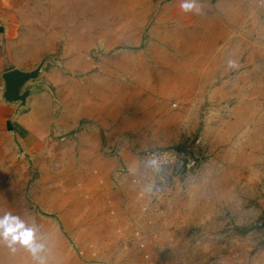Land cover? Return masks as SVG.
Wrapping results in <instances>:
<instances>
[{
  "label": "rangeland",
  "instance_id": "rangeland-1",
  "mask_svg": "<svg viewBox=\"0 0 264 264\" xmlns=\"http://www.w3.org/2000/svg\"><path fill=\"white\" fill-rule=\"evenodd\" d=\"M181 3L25 0L54 103L104 120L0 162V221L41 246L0 224V264H264V0Z\"/></svg>",
  "mask_w": 264,
  "mask_h": 264
},
{
  "label": "crops",
  "instance_id": "crops-1",
  "mask_svg": "<svg viewBox=\"0 0 264 264\" xmlns=\"http://www.w3.org/2000/svg\"><path fill=\"white\" fill-rule=\"evenodd\" d=\"M24 2L0 0V73L12 68L30 69L43 55L32 58L28 53L31 43L17 41ZM55 61L45 63L42 75L37 80L42 85L34 89L25 108L15 116L12 117L14 105L3 103L0 98V162L13 158L19 147L27 153L32 144H41V139L46 140L51 131L64 132L76 126L81 119L104 120L101 112L97 115L78 105L71 111H65L54 103L56 83L63 77L62 64L56 58ZM76 102L78 104V100Z\"/></svg>",
  "mask_w": 264,
  "mask_h": 264
},
{
  "label": "water",
  "instance_id": "water-1",
  "mask_svg": "<svg viewBox=\"0 0 264 264\" xmlns=\"http://www.w3.org/2000/svg\"><path fill=\"white\" fill-rule=\"evenodd\" d=\"M47 61L56 62L53 55L43 54L30 69L12 68L0 73V98L3 103L14 105L12 117L24 109L34 89L42 85L37 81Z\"/></svg>",
  "mask_w": 264,
  "mask_h": 264
},
{
  "label": "clouds",
  "instance_id": "clouds-1",
  "mask_svg": "<svg viewBox=\"0 0 264 264\" xmlns=\"http://www.w3.org/2000/svg\"><path fill=\"white\" fill-rule=\"evenodd\" d=\"M192 8V0H182L181 9L183 11L189 12ZM0 224L8 225L5 228L4 235L11 234L12 239L14 241H19L23 245L28 246L31 251L35 252L39 247H41L33 243V231L31 229L24 228V225L22 223L17 222L16 218H11V220L6 218L4 221H0Z\"/></svg>",
  "mask_w": 264,
  "mask_h": 264
},
{
  "label": "built area",
  "instance_id": "built-area-1",
  "mask_svg": "<svg viewBox=\"0 0 264 264\" xmlns=\"http://www.w3.org/2000/svg\"><path fill=\"white\" fill-rule=\"evenodd\" d=\"M182 160H178V159H175L174 162H173V172L177 173L180 168L182 167ZM164 176V179L166 180L167 179V176L165 174H163Z\"/></svg>",
  "mask_w": 264,
  "mask_h": 264
}]
</instances>
